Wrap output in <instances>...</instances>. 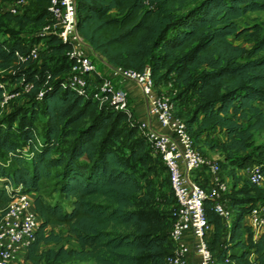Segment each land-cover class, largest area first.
<instances>
[{"label":"trees","instance_id":"obj_1","mask_svg":"<svg viewBox=\"0 0 264 264\" xmlns=\"http://www.w3.org/2000/svg\"><path fill=\"white\" fill-rule=\"evenodd\" d=\"M4 1L0 33L9 37L0 38V70L10 72L0 74V81L16 88L32 83L20 95L25 100L0 121V218L17 186L33 193L40 216L21 264L71 258L97 264H167L173 247L171 213L153 204L150 188L143 191L144 204L135 198L142 184L134 163L156 170L161 162L166 169L160 156L125 111L63 87L71 62L68 42L46 36L37 59L20 58L39 37L23 38L5 23L40 27L49 17V0H30L20 13L10 12ZM188 1L76 0V27L107 63L138 70L147 66L158 91L170 83L176 90L175 107L180 106L176 114L191 135L221 131L224 137L217 145L236 184V168L258 164L264 173V162L247 151L253 131L264 130V106L258 103L264 104V31L251 32L248 46L230 36L246 33L248 27L237 20L264 10V0H198L182 10ZM1 92L0 87V100ZM39 115L41 137L34 130ZM50 177L69 207L41 192ZM242 179L238 191L243 195L230 194L233 183L227 194L232 220L226 239L220 238L224 223L205 202L213 226L209 245L218 264H264V233L253 239L244 223L250 207L264 200V186ZM55 226L65 227L72 246L62 242ZM51 242L55 246H47Z\"/></svg>","mask_w":264,"mask_h":264},{"label":"built area","instance_id":"obj_2","mask_svg":"<svg viewBox=\"0 0 264 264\" xmlns=\"http://www.w3.org/2000/svg\"><path fill=\"white\" fill-rule=\"evenodd\" d=\"M6 8L12 13L22 12L30 0H5ZM48 19L39 27L38 40L32 43L21 59H37L44 47L46 36H57L68 42L67 51L71 59L68 74L63 87L74 90L84 97L99 98L106 101L115 110L125 111L130 115L131 96L122 86L125 80L135 81L146 103L147 113L166 131L154 129L147 120L137 119L140 133L146 138L164 165L169 176L170 187L174 196L171 208L169 236L173 247L165 257L167 264H218L209 242L213 232L212 224L205 214V202L221 218L225 225L230 224L231 210L227 205V194L231 185L223 173L217 158L205 154L195 143L185 120L176 114L172 97L155 88L147 66L142 70L108 63L109 73L100 75L97 64L89 53L92 50L88 42L80 35L76 27V0H49ZM93 51V50H92ZM101 79L94 83L95 76ZM8 80L0 81V106L29 91L32 83L26 82L20 88L9 87ZM42 97V90L37 92ZM236 175H243L250 182L260 185L264 173L258 164L235 169ZM246 223L252 238L264 233V200L258 201L245 214ZM40 216L32 203L29 192L16 187V192L8 202L0 218V264H21L27 246L33 241ZM252 257L253 253H249ZM225 261H229L228 257Z\"/></svg>","mask_w":264,"mask_h":264},{"label":"rangeland","instance_id":"obj_3","mask_svg":"<svg viewBox=\"0 0 264 264\" xmlns=\"http://www.w3.org/2000/svg\"><path fill=\"white\" fill-rule=\"evenodd\" d=\"M198 0H189L183 7L182 10L185 8L191 6L193 3L197 2ZM5 2V1H4ZM239 26L242 27H248L245 34H241L238 36L231 35L230 39L234 42L244 44L246 46L250 45V38L252 37L251 32L255 31L256 29H259V33H262L264 31V10H256V11H249L242 15L237 20ZM7 27L13 28V30H16L17 33L23 37V38H31L32 35H36L39 27H37L35 24L27 23L25 26L20 27L18 23H16L15 20H9L5 23ZM9 34L8 33H0V38L8 39ZM52 64V63H51ZM97 66L99 63L96 61ZM100 66V65H99ZM99 70L102 72L103 68L100 66L98 67ZM10 71L6 69L0 70V74H8ZM99 82V75L95 77L94 83ZM9 87L13 86L12 83H9ZM162 90L168 93L171 97L176 94V90L172 88L171 84H167L165 86H162ZM25 100L24 94L22 96H19L12 101H10L6 106L0 108V121L1 119L6 116L8 112L11 111V109L14 106H18L20 103H22ZM106 102V101H103ZM176 107L178 110H180V106L176 104ZM130 115H127V119L130 122L136 121L137 118L134 114V110L132 108V105L130 107ZM40 117L37 118V121L35 123V132L37 137L42 136L43 132V117L42 115H39ZM195 127V125H194ZM194 141L196 145L207 155L215 156L219 160V162L222 165L223 173L226 174L227 177H231V173L229 172L231 169V164L228 162L229 160H225L223 156V152L219 149V146L217 143L222 140L224 137L223 133L219 131L218 129H213L211 133H203L199 135H195L192 133ZM247 151L251 152L256 156L258 159H261L264 162V130H255L253 131L252 138L250 141L249 146L247 147ZM6 158H9L8 155ZM155 163V162H154ZM150 164H153L151 161ZM160 164L157 165V169L153 170V165H150V167H147L145 164L140 166L138 164L134 163V169L136 171V175L139 178L141 184H142V190L137 193L136 195V201L137 203H143L146 201L144 200L143 191L147 190L148 188L152 191V196L150 197L153 204H155L160 210H162L165 213L171 212V206L173 204L174 197L172 194H170V186L168 182V172L166 169H164ZM243 175H240L239 179L236 178V184L230 181V183L235 184L230 194H234L235 196H242L243 194L238 191L239 187L244 183V180L242 179ZM260 186H264V181L260 184ZM54 178L50 177L46 179L43 183V186L41 188V192L44 194V196L52 201L55 199H58L62 202L63 206L69 207L70 201L61 197L57 191H54ZM166 193V194H164ZM233 212V211H232ZM54 229L58 232H60L63 236L62 242L66 244L67 246H72L74 243L70 237L66 234L65 227L62 226H55ZM228 229L223 227L221 230L220 238L226 239L227 238ZM212 238V236H211ZM47 246H55V243H48ZM49 264H97L93 259H87V260H80L76 258H71L67 260L62 261H49Z\"/></svg>","mask_w":264,"mask_h":264},{"label":"crops","instance_id":"obj_4","mask_svg":"<svg viewBox=\"0 0 264 264\" xmlns=\"http://www.w3.org/2000/svg\"><path fill=\"white\" fill-rule=\"evenodd\" d=\"M89 53L92 55V58L95 60V62L97 61L99 63V65L103 68V71L101 72L98 68V71L100 73V75H107L109 73V69H108V63L106 61H104L103 59H101L97 53H95L94 51L92 50H88ZM97 66V67H100V66ZM123 87H125L129 93H130V96H131V105H132V108L134 110V114L136 116L137 119H142V120H147L151 126L158 130V131H166V128L160 126L156 120H154L153 118H150V116L148 115L147 113V109H146V103L142 97V94H141V90H140V87L139 85L133 81V80H125L124 82L121 83ZM260 105L264 106V104L262 102H258ZM212 157H215V154L212 156ZM226 176V174H225ZM227 180L230 181L232 180V176L230 177H227ZM230 185L232 186V184L230 183ZM30 194L33 196V193L30 192ZM231 220H232V216H231V219H230V224L229 226L228 225H225V228H227L228 230L230 229V226H231ZM244 223H246V216L244 217ZM212 236V234H211ZM24 259V258H23ZM189 264H195V261L194 260H190V263Z\"/></svg>","mask_w":264,"mask_h":264}]
</instances>
